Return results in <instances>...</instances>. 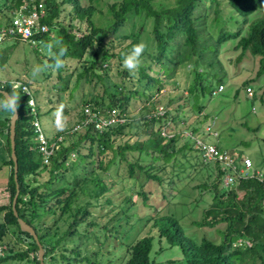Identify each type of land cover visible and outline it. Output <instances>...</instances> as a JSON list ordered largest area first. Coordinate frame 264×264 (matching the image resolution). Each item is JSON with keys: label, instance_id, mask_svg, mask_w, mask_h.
I'll return each mask as SVG.
<instances>
[{"label": "trees", "instance_id": "16d2710c", "mask_svg": "<svg viewBox=\"0 0 264 264\" xmlns=\"http://www.w3.org/2000/svg\"><path fill=\"white\" fill-rule=\"evenodd\" d=\"M1 1L0 12H4V18L1 19L0 25H4L10 22L9 12L24 0ZM209 1L210 4L206 5L205 0H119L110 4L112 22L104 28L94 21L98 8L93 3L85 6L82 0H45L48 15L43 18V22L50 26V30L39 38L42 40L56 29L57 41L66 49L63 60L69 57L82 62L88 52L93 50L90 58H87L88 65L84 63L79 72L78 80L85 78L89 82L96 77L97 82L104 83V94L84 99L78 121L85 117L82 111L88 104L107 105L128 112L132 96L141 92L145 100L141 108L146 107L147 110L135 124L128 115L124 124L103 130L86 126L75 134L68 135L64 142L60 143L51 162L45 164L39 152L33 120L30 119L28 112L29 96L17 90L21 97L18 108L20 116L16 125L20 186L16 209L19 215L17 216L13 209L17 182L10 139L12 117L8 115L4 121H0V131L6 135V145L10 154L8 163L11 165L7 185L10 201L0 205V212L3 213V220L0 222V242L3 243L10 232L16 237L13 242L7 241L3 244L9 246L10 252L7 255L0 254V264L10 260L41 264L39 245L31 233L21 229L19 217L36 230L45 250V264H89L90 258L100 253L107 239L119 240V245L122 246L117 264H157L152 258L156 240L160 243L164 240L163 243L169 246L180 247L185 264H264V181L255 172L253 175L237 176L234 184L226 186L224 177L228 169H223L220 162L205 161L201 151L192 145L189 147L183 142L178 145L175 133L172 136L163 134L161 126L168 120L176 122L179 117L173 115V112L162 104L160 98L154 99L165 86L166 80L175 76L179 68H188L193 75L192 82L187 87L188 97L192 96L193 91L204 93L205 81L217 78L219 73L227 70L221 54L228 42L236 43L235 50H241L238 61L248 53L259 58L260 68L257 76L264 73V0ZM69 7L70 11L66 16H70V23L66 25L62 20L65 9ZM209 8L214 9V19L219 23L216 36L207 26L206 12ZM136 19L142 20L141 30L137 33L135 30L128 34L120 33L126 22L132 21L134 26ZM74 23L79 25L76 30L73 28ZM149 23L152 24L153 38L157 44L152 47L151 52H146L151 56V61L159 66L155 71L157 75L150 73L154 68L153 63L141 65L138 76L130 74L123 68L122 74L132 86L123 81L115 83L111 89V84L108 85L106 81L110 78L111 69L104 63L118 59L122 67L124 55L130 52L135 44L141 42V34ZM82 24H86L87 30L82 28ZM112 37L118 38L121 43L131 40L126 46H119L120 52H115V47L118 46ZM53 51H58V47H54ZM60 77L65 80V88L68 89L71 75ZM144 79L147 80L144 90L133 83L135 80L139 84ZM220 85H225L224 81L219 80ZM219 86L212 90L213 94ZM2 90L11 92L10 87ZM178 99L179 97L176 99L170 97L171 102ZM159 106L164 107V113H159ZM37 107L40 110L38 104ZM200 108L203 110L204 107ZM64 113H67V109H64ZM27 116L29 119H26ZM138 122H144L143 127L146 129L139 128ZM193 129L197 132L199 128ZM65 131H59L58 134L65 135ZM192 133L194 134L193 131ZM134 136L136 139L131 141L130 138ZM68 138L70 141L66 144ZM85 144L88 148L87 153L83 151ZM193 150L197 152L198 158H202V166L197 168L192 179H196L198 173L204 174L207 171L204 174L206 178H202L205 180L196 185L197 187L194 186L191 191L181 187V202L189 204L190 192L197 189L199 191L197 200L190 202L192 209L197 211L199 206L207 202L206 195L211 196L210 205L203 209L200 219L193 218L191 226L215 229V235L218 237L203 235L199 238L197 232L189 233L190 229H186L181 223V216L161 212L163 210L161 205L156 200L152 201L157 192L148 189V184L152 181L158 182L163 190L158 196L163 195V199L167 198L171 203V198L167 195L177 197L175 190L178 185L173 183H176L175 178L181 174L180 168L189 164L193 167L198 165L193 162L194 155L193 157L188 155V152H194ZM97 155L109 156V159L102 158L96 162ZM129 155L132 156V161H128ZM74 156L78 157L73 160L74 169L90 158L92 159L90 164L96 165L88 175L75 176L70 182L65 176L58 175L65 169L68 170V160ZM122 160L129 163L128 179H143L142 182L139 181L141 188L136 193L142 197V203L146 208L154 210L155 216L149 219L153 220L152 227L158 229V236L147 234L127 241L130 230L124 222L129 223L136 215L130 213L134 207L132 196L118 202L111 197L100 202L99 197L111 188L99 177L100 172L108 171L111 166L119 165ZM136 168L139 169L138 174ZM45 171L49 172L50 177L47 182L40 183L38 177ZM90 183H94L93 189H90ZM166 183H169V193H166ZM87 190L90 191L89 196L82 200ZM93 196L97 198L93 199ZM99 204L107 206L108 209L100 216L101 220L90 209ZM199 212L197 211L196 216ZM68 213L71 216L69 226L56 239L53 240L52 231L48 227L46 233L41 232V215L57 216L54 221L57 226L62 216ZM133 224L131 223L130 228ZM90 241L100 243L98 244L100 248L89 252ZM16 245L18 250L14 249ZM162 249L163 247H160V250ZM50 258L54 263L48 262ZM104 264L110 262L105 261Z\"/></svg>", "mask_w": 264, "mask_h": 264}, {"label": "rangeland", "instance_id": "374dc122", "mask_svg": "<svg viewBox=\"0 0 264 264\" xmlns=\"http://www.w3.org/2000/svg\"><path fill=\"white\" fill-rule=\"evenodd\" d=\"M116 1L119 0H82V3L85 6L91 3L95 4L98 8L94 15L95 23L99 26L107 28L112 22L109 6L111 3ZM205 1L206 5L210 4L209 0ZM1 5L2 1L0 0V8ZM69 11L70 7L65 9L63 14L64 19L62 21H64L66 25L70 23V16H66ZM206 13L208 15L207 26L208 28L210 27L211 32L216 36L219 31L217 30L219 23H217L214 19V9L209 8ZM2 18H4V12H0V21ZM141 23V19H136L135 25L133 26L132 21H128L125 23L120 33L128 34L134 30L137 33L141 30ZM78 26L76 23L73 24V28L75 30ZM82 28L87 30L86 24H82ZM57 35V30L53 29L40 42L36 41L33 43L21 40L17 37H10L0 44V76L5 79L20 80L30 86V89L40 108L38 118L40 119L48 137H53L59 132V130L55 127L54 113L61 104L65 105L64 109H67V113H64V115L68 118V127H72L79 119L84 99L90 98L94 95L101 96L104 94V83L97 82L98 80L96 77L89 82L85 78L78 80V74L82 70L84 63H87L88 65L87 58H90L93 50L88 52L85 60L82 62H78L75 59L67 57L64 59V67L55 71L51 67H48L46 70L33 77L32 70L35 66H43L45 64L52 65L54 63V60H51L52 57L48 54L46 45L49 43L56 44L58 39ZM153 37L154 34L152 33V24L149 23L146 29L143 30L140 39V41H143L148 45V52H151L152 47L157 44ZM114 39L116 40L115 45L118 46L115 47V52H120L119 46H126L131 40H125L121 43L118 38ZM235 44L236 43L228 42L223 47L221 57L223 58V62L227 70L223 73H219L217 78H210L209 80H206L204 93L201 91H193L192 96L188 97L187 87L192 82L193 75L188 71V68H179L175 76L166 80L165 86L162 88L161 92L157 94L158 97L154 99L157 100L160 98L162 104L172 111L173 115L179 117V120H176V122L168 120V122H165V124L161 126V128H163L164 135L172 136L175 133L177 135L178 145H181L183 142L188 144L189 147L192 145L196 149L194 144L195 140L188 136V134H192L193 131L194 137L198 138L197 143H199V141H206L212 144H220L223 149H226L230 153L231 158L235 159L238 164L245 166L244 159H251L253 161V167L251 169H254L256 172L259 171L262 174L260 178L264 179V73L259 77L257 76L260 68V59L252 57L249 53L246 54L242 60L238 61L241 50H235ZM119 55L122 56L123 54ZM230 59H232L231 62ZM119 62L120 61L118 59H113L104 63L106 67L111 69V71H109L110 78L106 80L108 85L111 84V89H113L115 83L123 81H127L126 84L132 86V83L128 81V79L124 78V75L122 74L123 67L120 66ZM152 63L151 56L145 52L142 57L141 65L147 66ZM153 65L154 68L150 71V73L152 75H157L155 71L159 68V66L154 63ZM138 74L139 71H137L136 76H138ZM60 75H71L68 89L65 88V80H62ZM219 80L224 81L225 89L218 94H213L212 90L219 86ZM146 81L147 80L144 79L138 84V81L136 82L134 80L133 83L140 86L139 88L141 90H144ZM248 87L253 89L252 97L246 91ZM143 97L142 92L140 94L133 95L131 105L127 110L128 115L131 117L132 121H134V124L139 117L146 113V107L141 108L145 102ZM170 97H175V99L179 97V99L171 102ZM151 105H147V107H150ZM200 106L204 107L203 110H201ZM159 108L160 106L158 109ZM28 112L30 119L33 120L36 115L33 112H30V109H28ZM8 115L11 116L9 113L0 112V121H4L5 117ZM26 119H29V117L27 116ZM138 125L139 128L142 127L143 130L146 129L143 127L145 125L144 122H138ZM208 125L213 128V133L207 130V127H209ZM193 127L199 128L198 131L195 132ZM5 138L6 135H3L0 131V205L9 203L10 201L9 193L6 191V186L8 185V170L3 164L2 142ZM130 139L131 141H134L136 136ZM67 140L68 142L66 144L69 143L70 139L68 138ZM83 151L87 153V144L83 147ZM196 153L197 152L195 151L188 152L190 157H193L192 155H194L193 162L198 163V165L193 167L192 164L191 166L189 164L188 166L186 165L180 168L179 172L181 174L175 178L176 183H173L178 185L175 190L177 197H172L171 194L167 195L168 198H171V203L167 200V198L163 199V195L158 196L163 191L162 186H159L158 182L156 183L152 181V183L148 184V189L151 192H157L155 193L152 201L156 200L161 205V208L163 209L161 212H163V214L176 213L181 216V223L186 229H190L188 231L189 233L197 232V236H199V238L203 235H206L207 237L211 235L218 237L215 235V229H201L197 228L195 225L191 226L193 218L196 217L197 219H200V214L203 209L210 205L211 196L208 194L206 195L207 202L198 207L197 211L200 212L197 216V211H194L192 209V205L190 204L191 201L197 200V197L199 196V191L197 189L190 192L191 196L188 199L189 204H186V202L182 204L181 202V187L191 191L194 186L197 187L196 185H199L202 183L201 181L205 180L202 178H206L204 174L207 171H205L204 174H202V172L201 174L198 173V175H196L197 178L192 179L197 168H201L202 166V158H198ZM74 157L68 160V170L65 169L63 173L58 175L59 177L65 176L70 182H72L75 176L82 177L84 175H88V173L91 172L93 167L96 165L90 164L92 160L90 158L87 162L80 164V167L74 169L73 160L78 158L77 156ZM242 157L243 160H240ZM102 158L107 160V158L109 159V156L97 155L95 160L97 162V160ZM128 161H132L131 155L128 156ZM128 161L122 160L119 165H113L108 171L104 170L100 172L99 177L104 180L106 186H111V188H109L107 192L99 198L100 202L105 201L109 197L118 202L123 201V199L128 196H132L131 199L134 203V207L131 209L130 213H135L136 215L130 219L129 223L124 222L130 230V235L127 239V241L130 242L137 238L144 237L147 234L158 236L159 232L156 227H152L153 220L149 219V217L155 216L154 210L151 209V211L149 208H146L142 203V197L136 193V191L141 188L140 182H142L143 179H128ZM138 172L139 169L136 168V173L138 174ZM49 177V172L45 171L38 177V179L40 183H45L48 181ZM224 182L226 185L225 179ZM168 185L169 183H166V193H169L170 190ZM89 187L90 189H93L94 183H90ZM89 192L90 191L87 190L86 194L81 199L86 200L89 196ZM96 198L97 197H94L93 199ZM106 207L107 206L99 204L98 206H93L90 209L96 217L101 220L102 218L100 216H102L103 213L105 214L108 210ZM56 218L57 216L53 215H41L40 217L41 232L46 233L48 231V227L49 230L52 231L51 235L53 236V240L61 235L63 231L67 230L71 221L70 213H68L62 216L56 226L54 224ZM2 220L3 213L0 212V222ZM131 223L134 224L130 228ZM110 226L112 225L110 224ZM15 237L16 235L10 232L4 242H0L1 255H7L10 252L9 246H5L3 244L7 243V241L13 242ZM108 240L109 239L106 240L105 246L101 248L99 254H97L94 258L90 256L91 262L89 264H104L105 261L110 262V264H117L118 258L122 252V246L119 245V240H109V243ZM163 242L164 240L161 242L162 244L157 240L155 241V251L152 253V258L156 261V263L185 264L180 247L169 246L167 243ZM98 244L90 241L88 243L90 248L89 252L100 248V245ZM160 247H163V249L160 250ZM14 249L18 250V246L16 245ZM48 262L54 263V260L50 258L48 259ZM2 264L29 263L22 260H10Z\"/></svg>", "mask_w": 264, "mask_h": 264}, {"label": "built area", "instance_id": "2783aa9c", "mask_svg": "<svg viewBox=\"0 0 264 264\" xmlns=\"http://www.w3.org/2000/svg\"><path fill=\"white\" fill-rule=\"evenodd\" d=\"M47 15L48 12L45 0H24L18 7L9 12L10 22L8 24L0 25V44L10 37H17L21 40L33 43L36 41L40 42L41 39L39 36L50 30V26L43 22V18ZM7 81L9 82V85L11 83L17 84V90L23 91L29 96V100L32 99L34 102L29 109L30 112H33L36 115L33 119V125L37 133L36 139L39 143V152L42 154L43 162L45 164L51 162V158L55 155L60 143L64 142L68 135H73L84 129L86 126H94L98 130H103L118 124H124L127 121L128 112H123L117 107L88 104L83 107L84 109L82 111L85 117L82 119L80 118L74 126L68 127L65 131V135L57 134L53 137H48L40 119L38 118V103L30 86L17 79H7ZM0 87H3V85H0ZM224 89L225 85H220L218 90L214 93L217 94ZM246 91L251 97L253 96V89L251 87H248ZM159 113H164L163 106H160ZM208 126L207 130L213 133V128L210 127V125ZM188 135L192 136L195 140V146L201 151V156L205 161L220 162L223 169H228V172L224 177L226 185L234 184L237 176L253 175L256 172L254 169H251L253 167V161L251 159H244L245 166L238 164L235 159L231 158L230 153L226 149L220 148L218 144H212L206 141H199V143H197L198 138H195L193 133ZM240 160H243V157ZM256 173L261 177L262 174L259 171Z\"/></svg>", "mask_w": 264, "mask_h": 264}, {"label": "clouds", "instance_id": "9594fccd", "mask_svg": "<svg viewBox=\"0 0 264 264\" xmlns=\"http://www.w3.org/2000/svg\"><path fill=\"white\" fill-rule=\"evenodd\" d=\"M48 54L53 58L54 63L52 65L35 66L32 70L33 77L37 76L42 71L51 67L54 71L65 66V61L63 57L66 53V49L60 46V42L57 41L56 44L49 43L46 45ZM58 47V51L54 52L53 48ZM148 45L141 41L133 46L130 52L126 53L123 58L122 67L127 70L130 74L135 75L141 66L142 57L147 51ZM0 89L10 86L11 92L0 93V112L9 113L13 119L17 118V111L19 108L20 96L17 92L18 85L9 82L4 77L0 76ZM33 100L28 101L29 107L33 105ZM65 105L61 104L55 111V127L59 131H64L68 127V118L64 115Z\"/></svg>", "mask_w": 264, "mask_h": 264}, {"label": "water", "instance_id": "95a60500", "mask_svg": "<svg viewBox=\"0 0 264 264\" xmlns=\"http://www.w3.org/2000/svg\"><path fill=\"white\" fill-rule=\"evenodd\" d=\"M2 92H8V91L0 89V93H2ZM19 116H20V114H19V110H18L17 111V118L16 119L11 118V120H10V123H11L10 139H11V147H12V158H13L14 163H15V179L17 182V193H16V196L14 197V200H13V209H14V212L17 216L19 214H18L17 209H16V204H17L19 193H20V186H19V182H18V171H19L18 156L16 153V125H17V120H18ZM18 220H19L21 229L23 231L31 233L34 236L35 240L37 241V243L39 245L40 262H41V264H45V262H44L45 261V250H44L43 245L40 242V239H39V236H38L36 230L33 228V226H31L29 223H27V221H25L23 218L19 217Z\"/></svg>", "mask_w": 264, "mask_h": 264}, {"label": "crops", "instance_id": "0c3cea01", "mask_svg": "<svg viewBox=\"0 0 264 264\" xmlns=\"http://www.w3.org/2000/svg\"><path fill=\"white\" fill-rule=\"evenodd\" d=\"M4 135V134H3ZM3 146H2V150H3V164L5 165V167L7 168V172H8V180H9V175L11 172V165L8 163L9 159H10V154L9 151L7 149V145H6V138L5 140H3L2 142ZM6 191H7V186H6ZM8 192V191H7ZM9 193V192H8ZM9 199H10V194H9Z\"/></svg>", "mask_w": 264, "mask_h": 264}]
</instances>
